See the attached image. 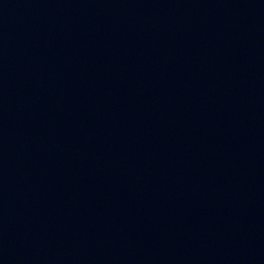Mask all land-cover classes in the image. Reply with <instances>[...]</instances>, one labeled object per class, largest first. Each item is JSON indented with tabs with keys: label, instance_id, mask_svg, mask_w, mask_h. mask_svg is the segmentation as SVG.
<instances>
[{
	"label": "water",
	"instance_id": "1",
	"mask_svg": "<svg viewBox=\"0 0 264 264\" xmlns=\"http://www.w3.org/2000/svg\"><path fill=\"white\" fill-rule=\"evenodd\" d=\"M0 264H264V0H0Z\"/></svg>",
	"mask_w": 264,
	"mask_h": 264
}]
</instances>
